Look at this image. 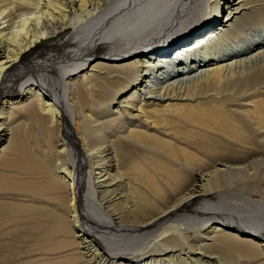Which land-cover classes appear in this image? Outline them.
Wrapping results in <instances>:
<instances>
[{
  "label": "bare ground",
  "instance_id": "bare-ground-1",
  "mask_svg": "<svg viewBox=\"0 0 264 264\" xmlns=\"http://www.w3.org/2000/svg\"><path fill=\"white\" fill-rule=\"evenodd\" d=\"M254 180L264 0H0L5 264H264Z\"/></svg>",
  "mask_w": 264,
  "mask_h": 264
},
{
  "label": "rangeland",
  "instance_id": "rangeland-1",
  "mask_svg": "<svg viewBox=\"0 0 264 264\" xmlns=\"http://www.w3.org/2000/svg\"><path fill=\"white\" fill-rule=\"evenodd\" d=\"M214 14H218V12L216 11V13H214ZM205 16V15H204ZM204 16H202V17H204ZM202 19H204V18H202ZM202 19H199V21L196 23V24H194V25H192V26H197V25H200L201 24V22H202ZM192 26H190V27H192ZM189 27V28H190ZM189 28H187L186 30H184V31H187ZM197 28V27H196ZM70 31V29H68V31H66V32H64V33H62L61 34V36H60V38H58L57 39V41H60L59 39H61V40H66V37H67V33ZM184 33V32H183ZM62 37V38H61ZM45 43H47V42H45ZM49 43V42H48ZM47 43V44H48ZM17 94H19V93H17ZM249 186V188L248 187H246V189H245V187L243 188L244 189V191H243V189H241L240 190V192H238V194H241V193H247V192H250L251 194H252V196H254L255 198H260L261 197V195L262 194H264L263 192H264V181H255L254 180V182L253 183H251L250 185H248ZM250 186H251V189H250ZM247 188H248V190H247ZM247 191V192H246ZM241 195H243V194H241ZM240 195V196H241ZM239 196V195H238ZM239 196V197H240ZM238 197V198H239ZM241 198V197H240ZM216 200V197H214L213 198V200ZM241 201V202H240ZM240 201H238L236 204H238V207L239 208H243L244 206H245V204H246V206L245 207H247V203L245 202V200L243 199H241ZM245 203V204H244ZM243 204H244V206H243ZM244 207V208H245ZM212 226H215L214 224L212 225ZM187 234L189 235V239H192L193 238V236H192V234H193V229H189L188 231H187ZM147 256H149L150 257V255H147ZM0 264H5L1 259H0Z\"/></svg>",
  "mask_w": 264,
  "mask_h": 264
}]
</instances>
